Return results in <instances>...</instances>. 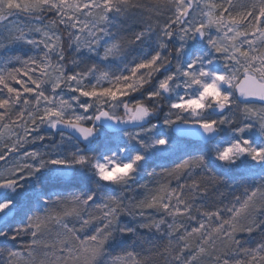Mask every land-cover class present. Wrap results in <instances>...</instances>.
Masks as SVG:
<instances>
[{
  "label": "snow or ice",
  "instance_id": "obj_1",
  "mask_svg": "<svg viewBox=\"0 0 264 264\" xmlns=\"http://www.w3.org/2000/svg\"><path fill=\"white\" fill-rule=\"evenodd\" d=\"M0 37V264H264V0H0Z\"/></svg>",
  "mask_w": 264,
  "mask_h": 264
},
{
  "label": "trees",
  "instance_id": "obj_2",
  "mask_svg": "<svg viewBox=\"0 0 264 264\" xmlns=\"http://www.w3.org/2000/svg\"><path fill=\"white\" fill-rule=\"evenodd\" d=\"M19 21L24 22V23H29V20L25 19V17H23V16L19 17ZM31 23H36V21H31ZM17 55L24 57L25 55H34V52H32L31 50H28L24 47H19V48H15L14 50H12L8 54V56H17ZM17 66H19V65H17ZM161 163H163V162H161ZM156 170L158 172L160 171L159 168H157ZM137 179L139 181V184L143 185V184L147 183L149 185V188H153V189L157 186L158 183L162 182V180H163V178H161V177H148L146 175V173L142 174V176L138 177ZM230 183H233V182L230 181ZM172 184H173V186H175L174 180L172 181ZM58 190L59 189H53L52 191L55 192ZM243 190H244L243 187H233L231 189L221 188V191L225 192V194L227 196V199L224 200V203H228V201L231 200L233 198V196H235V195H242ZM146 191L147 190L144 188L134 186V190L132 192L126 193V196L134 198L135 200H139L146 194ZM125 202L127 203L128 201L126 200ZM139 222H140V219L138 217L133 218V217L127 216V215L121 217V223L122 224H136ZM140 231L144 234L145 239L152 236V234L147 232V230H145V229H141ZM152 238L156 239L155 236H152ZM26 239L27 238H23V239L18 240L17 242H12L10 240L5 241L3 238H0V248H8V249L16 250V251H21L22 245L24 244ZM157 243H160V241L157 240ZM145 247H147V245H145ZM126 250H131L128 245L114 247L113 257L122 256ZM136 250L140 251L139 245H137Z\"/></svg>",
  "mask_w": 264,
  "mask_h": 264
},
{
  "label": "rangeland",
  "instance_id": "obj_3",
  "mask_svg": "<svg viewBox=\"0 0 264 264\" xmlns=\"http://www.w3.org/2000/svg\"><path fill=\"white\" fill-rule=\"evenodd\" d=\"M139 2L144 3V4H147V3L150 2V0H139ZM141 15H142L141 12H139V11H135V10H134V11H133V14L130 15V17H129V23H135L136 21H138V20L141 18ZM161 19H162V18H161ZM18 22H19L20 24H27V23H24V22H20L19 20H18ZM136 30H139V28L137 27ZM129 35H130V33H129ZM4 36H5V37L7 36V32H6V31L4 32ZM2 38H3V37H0V39H2ZM37 38H38V37H37ZM4 43H8V41H7V40H4ZM19 47H24V48H26V49L31 50L32 52H34V51L31 49V46H29V45H26V44H13V45L10 46V48H9L7 51H5V50H3V49H0V60H3L4 57H5V56H8V54H9L12 50H14L15 48H19ZM34 54H35V53H34ZM0 66H2V65H0ZM28 150L31 151V150H32V147H30ZM2 166H3V162H0V167H2Z\"/></svg>",
  "mask_w": 264,
  "mask_h": 264
},
{
  "label": "water",
  "instance_id": "obj_4",
  "mask_svg": "<svg viewBox=\"0 0 264 264\" xmlns=\"http://www.w3.org/2000/svg\"><path fill=\"white\" fill-rule=\"evenodd\" d=\"M185 139L186 140H192L193 142L195 141V138L194 137H186Z\"/></svg>",
  "mask_w": 264,
  "mask_h": 264
}]
</instances>
